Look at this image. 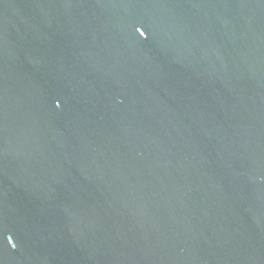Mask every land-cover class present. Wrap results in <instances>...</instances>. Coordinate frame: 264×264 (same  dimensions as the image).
<instances>
[{
  "label": "water",
  "instance_id": "water-1",
  "mask_svg": "<svg viewBox=\"0 0 264 264\" xmlns=\"http://www.w3.org/2000/svg\"><path fill=\"white\" fill-rule=\"evenodd\" d=\"M0 264H264V0H0Z\"/></svg>",
  "mask_w": 264,
  "mask_h": 264
}]
</instances>
